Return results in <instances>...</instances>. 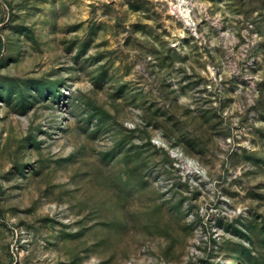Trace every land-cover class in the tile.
Segmentation results:
<instances>
[{"label": "rangeland", "instance_id": "374dc122", "mask_svg": "<svg viewBox=\"0 0 264 264\" xmlns=\"http://www.w3.org/2000/svg\"><path fill=\"white\" fill-rule=\"evenodd\" d=\"M0 264H264V0H0Z\"/></svg>", "mask_w": 264, "mask_h": 264}]
</instances>
